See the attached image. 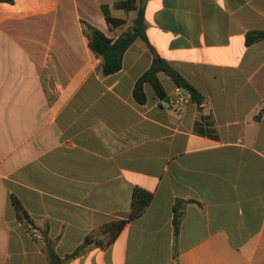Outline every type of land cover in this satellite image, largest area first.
Wrapping results in <instances>:
<instances>
[{"label":"crops","instance_id":"1","mask_svg":"<svg viewBox=\"0 0 264 264\" xmlns=\"http://www.w3.org/2000/svg\"><path fill=\"white\" fill-rule=\"evenodd\" d=\"M115 1L0 2V264H264V41L245 43L264 0H145L151 45L204 100L160 72L168 97L146 84L144 105L147 44L110 76L89 47L85 24L133 25L110 27ZM135 188L153 199L131 219Z\"/></svg>","mask_w":264,"mask_h":264},{"label":"trees","instance_id":"2","mask_svg":"<svg viewBox=\"0 0 264 264\" xmlns=\"http://www.w3.org/2000/svg\"><path fill=\"white\" fill-rule=\"evenodd\" d=\"M145 0L141 3L138 0H117L113 4V8L116 10L124 11H136L137 15L134 19L133 25L123 31L117 39L107 36L101 30L85 24L86 35L89 40V47L97 57L102 59V74L104 76H110L118 73L123 68L124 56L127 50L137 41H144L149 50L153 54V61L151 66L138 78L133 89V97L138 104L144 105L147 102V95L145 92V85L150 84L157 96L161 99H166L168 94L162 84L159 73H166L174 82L176 87L188 93L189 98L198 104H201L204 100L201 93L190 83L179 71L172 67L165 59L160 57L155 48L151 45L147 36V24L145 17ZM3 3H12L13 0H0ZM102 10L105 15L107 23L111 28H118L127 24V20L113 16L111 7L107 4L102 5ZM264 41V30L249 31L245 37V43L247 46H252L256 43ZM153 199V194L141 188H135L133 192L132 200V212L130 218L133 219L141 215ZM182 202H179L175 207L174 213V233L175 238L178 237L180 231V223L183 217ZM15 206L19 220L26 218L28 220V214L24 210L22 204L15 199ZM127 221L122 220L118 222H112L105 226L102 230L108 233L107 243L113 242L116 237L122 232ZM95 242L93 236H88L84 243L68 258L74 257L82 252L85 248L92 245ZM98 244H103L102 241H98ZM51 264H60L61 258L53 251L50 250Z\"/></svg>","mask_w":264,"mask_h":264},{"label":"rangeland","instance_id":"3","mask_svg":"<svg viewBox=\"0 0 264 264\" xmlns=\"http://www.w3.org/2000/svg\"><path fill=\"white\" fill-rule=\"evenodd\" d=\"M138 1L141 3L142 0H138ZM113 13H114L115 15L125 16V18L127 19V21H128L129 23H132L131 21H132L133 18H135L136 15H137V12H136V11H130V12H128V11H124V10L114 11ZM163 76H165V77L163 78L164 84L168 86V84H167V80H170V79H169V76L166 75V74L163 75ZM165 78H166V79H165ZM152 92H153V89L150 88L149 91H148V93H149V97L151 96V93H152ZM34 238H36V237H34ZM15 240H16V239H14V242H15V245H16V241H15Z\"/></svg>","mask_w":264,"mask_h":264},{"label":"built area","instance_id":"4","mask_svg":"<svg viewBox=\"0 0 264 264\" xmlns=\"http://www.w3.org/2000/svg\"><path fill=\"white\" fill-rule=\"evenodd\" d=\"M181 99H183V97H180Z\"/></svg>","mask_w":264,"mask_h":264}]
</instances>
